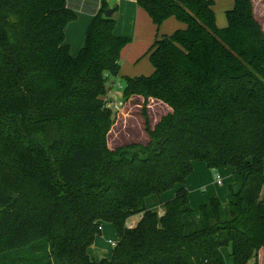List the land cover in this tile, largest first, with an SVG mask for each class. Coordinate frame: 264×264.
<instances>
[{"label":"trees","instance_id":"trees-1","mask_svg":"<svg viewBox=\"0 0 264 264\" xmlns=\"http://www.w3.org/2000/svg\"><path fill=\"white\" fill-rule=\"evenodd\" d=\"M160 25L151 75L125 76L122 96L144 97L148 142L111 149L117 111L104 97L130 38L103 3L77 55L66 42L67 0H0V264H258L264 250V29L253 0L228 25L213 0H137ZM109 74L110 76H107ZM149 99L170 111L151 125ZM235 167L227 203L198 212L184 186L193 162ZM180 185L166 213L146 198ZM141 214L134 227L127 220ZM111 223L110 258L88 249Z\"/></svg>","mask_w":264,"mask_h":264},{"label":"crops","instance_id":"crops-1","mask_svg":"<svg viewBox=\"0 0 264 264\" xmlns=\"http://www.w3.org/2000/svg\"><path fill=\"white\" fill-rule=\"evenodd\" d=\"M68 4L76 10L77 19L70 22L66 28V42L71 46L73 55H77L83 45L87 29L92 22L94 16L99 12L103 3H106L109 8H114L113 17L116 19L114 33L118 36L130 38V43L127 44L121 52V68L119 77L125 76H140L151 75L155 68L152 65L149 56L147 55L150 47L159 36L171 35L179 29H184L187 25L175 16L166 19L158 28L153 22L149 13L141 7L137 0H67ZM214 12L218 27L224 28L228 25L227 11L235 6L236 0H213ZM262 0H253L255 7V15L260 20L264 29V10ZM264 1V0H263ZM167 106V105H166ZM168 107V106H167ZM169 108V107H168ZM170 109V108H169ZM235 167L229 166L226 168L213 169L203 161H194L192 173L188 176L184 186L189 191V201L191 207L198 212L200 206L207 202L212 197H219L223 204H226L227 199H223V194L227 191L219 187L223 184L234 183ZM219 173L223 183L218 184L214 179V172ZM180 185L162 193L161 195H150L146 198V204L150 210L156 212L159 216L166 213V202L173 199ZM264 199V188L261 193ZM141 214L132 216L127 220L128 227H134L141 219ZM108 224L102 223V232L105 228H111ZM114 227V226H113ZM111 230V229H110ZM116 231V230H115ZM99 236V235H98ZM97 236V237H98ZM97 237L94 243L89 247L88 252L95 260L98 259L99 253L107 255V251L99 249L97 245ZM113 240V239H112ZM117 242V241H112ZM96 244V245H95ZM227 248V254L229 255ZM113 253V252H112ZM112 256V255H111ZM103 257V256H102ZM229 257V263L234 264L232 258ZM109 258V257H106ZM258 264H264V250L262 249L258 256Z\"/></svg>","mask_w":264,"mask_h":264},{"label":"rangeland","instance_id":"rangeland-1","mask_svg":"<svg viewBox=\"0 0 264 264\" xmlns=\"http://www.w3.org/2000/svg\"><path fill=\"white\" fill-rule=\"evenodd\" d=\"M264 2L263 0L260 1ZM264 10V4L260 5ZM114 80V79H113ZM116 84L120 83L121 88H118L117 85L113 86L114 98L117 101H123V107L120 111L115 113V124L108 134L109 146L111 149H116L121 145L130 144V143H147L148 142V134L144 128V118L141 114L142 107L144 105V97L140 95L131 96L128 100H125L122 96L123 87L125 84L124 78L119 77ZM148 113L151 120L152 127L160 120L161 116L168 113L170 109L160 101L149 99L148 103ZM214 179L217 180V175L219 173L214 172ZM222 178V177H221ZM228 184L219 185L222 190L228 188ZM223 199H227L226 192L223 194ZM137 219V215H135ZM129 221H133L129 219ZM111 228H105L101 234L97 237V247L102 249L103 251H107V255H104V252L99 253L98 259L111 257L114 246L112 241H118L119 237L115 231V228L112 224H108ZM111 229V230H110ZM113 239V240H112ZM96 245V244H95ZM229 249V248H228ZM223 254L225 256L226 264L229 263V255L227 254V247L222 248ZM103 256V257H102Z\"/></svg>","mask_w":264,"mask_h":264},{"label":"built area","instance_id":"built-area-1","mask_svg":"<svg viewBox=\"0 0 264 264\" xmlns=\"http://www.w3.org/2000/svg\"><path fill=\"white\" fill-rule=\"evenodd\" d=\"M107 76H110L109 74H107ZM119 78L118 77H115V78H110L109 82H108V85H109V89H108V92L107 94L105 95L104 97V101H105V104L108 108H111L115 111H120L121 108L123 107V104L124 102L123 101H117L113 96L114 94V91H113V86L114 85H117L118 88H121V84L118 83L116 84L115 81H117V79ZM114 79V80H113ZM217 183L218 184H222L223 183V180L221 178L220 175H217ZM113 246H115L117 244V242H112Z\"/></svg>","mask_w":264,"mask_h":264},{"label":"water","instance_id":"water-1","mask_svg":"<svg viewBox=\"0 0 264 264\" xmlns=\"http://www.w3.org/2000/svg\"><path fill=\"white\" fill-rule=\"evenodd\" d=\"M114 11H115L114 8H108V9L106 10L105 15H106L107 17H112L113 14H114Z\"/></svg>","mask_w":264,"mask_h":264}]
</instances>
